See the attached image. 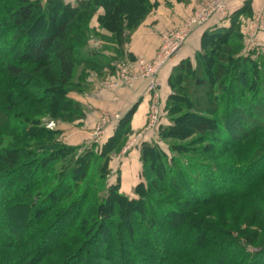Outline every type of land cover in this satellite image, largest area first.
I'll return each mask as SVG.
<instances>
[{"label":"trees","instance_id":"trees-1","mask_svg":"<svg viewBox=\"0 0 264 264\" xmlns=\"http://www.w3.org/2000/svg\"><path fill=\"white\" fill-rule=\"evenodd\" d=\"M17 1L0 20V35L21 29L36 9L48 23L43 35L31 29L34 37L24 33L26 40L4 44L19 53L4 75L22 89V101L48 100L45 112L65 123L85 115L69 96L82 91L90 70L75 86L78 65L96 66L100 75L112 68L79 53L94 14L104 9L99 25L120 47L156 6L153 0ZM242 14H251L250 4L232 15L229 27L204 38L196 64L186 59L175 68L163 115L168 124L158 127L162 144H142L141 181L132 196L121 191L119 176L110 181V162L127 143L136 106L104 143L81 145L0 110L6 118L0 264H264V53L244 49ZM5 130L13 139L4 145ZM30 139L37 142L22 143Z\"/></svg>","mask_w":264,"mask_h":264},{"label":"crops","instance_id":"crops-1","mask_svg":"<svg viewBox=\"0 0 264 264\" xmlns=\"http://www.w3.org/2000/svg\"><path fill=\"white\" fill-rule=\"evenodd\" d=\"M206 1L209 0H153L156 3L155 9L131 34L130 41L125 46L123 52L124 57L142 56L148 59L153 58L161 44V35L166 31L179 28ZM214 1L218 2L220 0ZM246 4H250L251 14H242L240 16L244 49L246 50V34L257 23L256 19L260 15L261 21L259 22L258 38L264 45V0H228L225 11L217 13L205 26L196 29L184 43L179 55L159 75L160 86L158 91L164 110L167 99L172 93L170 79L175 68L186 59H190L192 63L196 64V57L202 51L204 38L209 33L218 29L229 27L232 15L246 6ZM92 47L89 46V50H87L84 57L92 53L96 59L104 64L106 61L111 62L114 60L113 57L118 56L117 53L105 52L104 49L92 51L90 49ZM112 68H106L101 75L95 70H87L86 84L80 88L82 91H74L69 95L81 104L85 115L83 119L73 123H59L58 130L61 132V139L66 144L77 145L76 143H91L95 141L93 134L103 116L119 114L122 118L136 106L131 118V131L127 135V142L132 136L142 135L131 147L127 148L126 143L122 150L110 162L112 174L115 173V175L111 176V182L115 181L117 176H119L121 180V191L132 196L135 186L141 181L142 144L162 143L159 139V128L150 132H144L154 95L153 92L148 90V82L141 80L131 89L106 88L103 86V80L106 76L113 74ZM118 121L115 126L108 128L103 142L99 144L104 143L113 134ZM161 123L162 125L168 124L167 116L162 118ZM65 140H72V142L67 143Z\"/></svg>","mask_w":264,"mask_h":264},{"label":"rangeland","instance_id":"rangeland-1","mask_svg":"<svg viewBox=\"0 0 264 264\" xmlns=\"http://www.w3.org/2000/svg\"><path fill=\"white\" fill-rule=\"evenodd\" d=\"M36 1L40 2V4L42 6H46L47 3H48V0H27V2L29 4H31L33 2H36ZM65 1H70L71 3H75L77 0H65ZM18 5H21V3L18 2L17 0H0V20H2V18H4V15L9 14ZM155 7L152 8V10L146 16V18L153 12ZM100 12L104 13V9L100 8L98 10V12H96L94 14V16H93L94 18L92 19L91 24H90V27L92 29L89 32L90 37L88 38L85 46H83L81 49H79V53L82 56H85V54L87 53V50H89V46H93L92 48H90L92 51L104 49L105 52L109 51V52H114V53L118 54L117 49L120 48L121 51L124 52L125 46L130 41L131 34L129 36V39L127 38L128 40H126L125 37H122V40L120 41L121 45H120V47H117L118 46L117 45V41L113 40V36H114L113 33H110L107 30L101 29V27L99 25V21H98V19L96 17L98 16V14H100ZM194 12L192 13V15L194 14ZM39 14H40L39 9H36L33 19L31 21H29L27 24H25L21 29H14L13 28V29H10V30L4 32L5 34L3 36L0 35V110H2L4 113H8V112H14L15 113L16 112L17 114L21 115L20 117H23L25 120H28V122L30 124H36L37 123V125L39 127H46V128H48L50 130H57L58 129V124L59 123H64V122L61 121V119H59V117L56 116L57 115L56 113H48L47 111L45 112L46 104L49 103L48 100L45 101L44 104H37V103L33 104L30 101H22L23 96H19L21 94L22 89L19 88L15 84V82H13L12 80H9V78L6 75H4L5 72H3V71H5L6 65L9 62H11L14 57L16 58L18 56V54H19L18 51L14 50V51L8 52L4 48V46H5L4 44L8 40L12 39L13 37L20 36V40L24 41V40L27 39V36H28V35H24V33L30 34L31 37H34L36 35V33H33L31 29L39 30V31L42 32L41 35H43V32L45 31V28L47 27V23L48 22L45 19V17L41 18L39 16ZM95 19H96V21L94 22ZM184 22H183V24H184ZM124 23H125L124 26H127V23L126 22H124ZM33 24H34V27H32ZM176 29H178V28H176ZM174 30L175 29L169 30V31H174ZM166 32H168V31H166ZM162 35H161V41H162ZM159 47H158V49H159ZM116 57H113L114 60H112L111 62H113V63H121V62H124V61H134L135 59L138 58V57L125 58L124 56L123 57L119 56L117 58ZM140 57H142V56H140ZM146 59H148V58H146ZM87 67H88V69L90 68L91 70H94L96 68V66L94 67L91 64L89 65V64H85V63H80L78 65V67H77V71H76V74H75V77H74V85L75 86L82 85L83 82L81 83V79H82L81 74H82V71H84ZM112 69H113L112 70L113 74H111L109 76H106V78L103 80V86H104L105 80H107L108 77H110V76L115 74V71H116L115 68H112ZM35 78L36 77H34V79ZM38 79L42 81L41 77H39ZM41 81H39V82L41 83ZM24 90L26 91L28 89L24 88ZM32 90H33L34 93H36L37 91H39V87L38 88L34 87ZM72 92H74V91H72ZM4 121H6V118L0 112V123H4ZM2 137L4 139V145L6 143H9L13 139V136L9 135V130H5L4 132H2ZM60 137H61V134H60ZM133 138L134 137L132 136L128 140L126 146H128V144H130V142L133 141ZM103 140H104V138L102 140L98 141V143L103 142ZM65 141L67 143L72 142V140H65ZM36 142H37L36 139H30L28 141L24 140L22 143L23 144H27V143L33 144V143H36ZM76 144L77 145H81V144H84V143H81V144L80 143H76ZM113 157H115V155ZM112 175H115V173H113ZM110 181H111V178H110ZM246 214H249V213H246ZM244 228H246V227L243 226V229ZM251 230L256 231L257 229L256 228H252ZM50 258H52V257H50Z\"/></svg>","mask_w":264,"mask_h":264},{"label":"built area","instance_id":"built-area-1","mask_svg":"<svg viewBox=\"0 0 264 264\" xmlns=\"http://www.w3.org/2000/svg\"><path fill=\"white\" fill-rule=\"evenodd\" d=\"M227 1L228 0H220L218 2L214 0L206 1L180 28L165 32L162 35L161 45L153 58L146 59L144 57H138L134 61H124L121 63L112 62V67L115 68L116 71L114 75L105 80L104 86L106 88L131 89L134 88L139 81L145 80L148 82V90L154 94L144 132H150L158 128L165 113L158 91L160 86L159 75L163 69L179 55L184 43L196 29L205 26L217 13L225 11ZM260 21L261 15L257 17V23L246 34L245 47L247 51L258 50L264 53V45L258 38ZM119 119H121L119 114L103 116L94 131V139L96 141L102 140L108 128L115 126ZM141 135L142 134L133 136V141L128 144L127 148L131 147Z\"/></svg>","mask_w":264,"mask_h":264}]
</instances>
